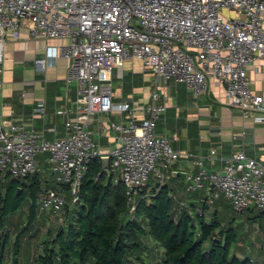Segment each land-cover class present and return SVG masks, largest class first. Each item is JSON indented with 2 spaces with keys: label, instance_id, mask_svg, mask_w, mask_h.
I'll return each mask as SVG.
<instances>
[{
  "label": "built area",
  "instance_id": "built-area-1",
  "mask_svg": "<svg viewBox=\"0 0 264 264\" xmlns=\"http://www.w3.org/2000/svg\"><path fill=\"white\" fill-rule=\"evenodd\" d=\"M233 9L241 17L225 13ZM263 12L264 0H0V84L8 33L17 37L26 22L31 36L60 40L47 45L35 66L45 71L60 58L67 59L66 80L77 85L73 116H66L63 137L50 140L22 121L8 120L0 131V184L38 172V154L47 152L52 177L66 191L43 189L38 206L59 217L67 204L80 201L79 187L89 163L108 155L110 169L118 171L125 184L128 215L133 218L148 180H154L158 191L166 171L181 155L167 135L156 131L166 109L158 101L156 82L173 78L198 96L215 79L231 108L244 116L262 109L264 98L251 90L247 66L264 58ZM127 59L140 60L156 81L141 120L133 104L112 99L109 72ZM35 110L45 111L44 98ZM110 112L129 117H104ZM93 116L111 132L113 144L107 152L90 126ZM197 163L198 172L187 174V189L196 190L209 181L206 206L223 194L235 213L250 206L264 211L263 162L240 149L224 158V174ZM198 212L206 215L204 208Z\"/></svg>",
  "mask_w": 264,
  "mask_h": 264
},
{
  "label": "crops",
  "instance_id": "crops-1",
  "mask_svg": "<svg viewBox=\"0 0 264 264\" xmlns=\"http://www.w3.org/2000/svg\"><path fill=\"white\" fill-rule=\"evenodd\" d=\"M230 15L240 16V13L233 9ZM59 42L60 40L54 38L31 36L26 22L21 25L17 37L8 33L0 84V131L7 128L8 120H13L22 121L27 127L43 132L50 140L65 135V119L67 114L73 116L74 102L77 98L76 82L66 80L69 61L60 58L57 64L45 71L38 69L34 63L36 57L47 53L48 44ZM146 72L153 74L150 68L144 67L137 59H127L109 72L113 101H127L133 104L137 108L138 120L145 115V107L150 104V94L156 82L154 80L150 90L140 93L138 89L143 85L142 76ZM247 74L251 90L264 98V58H257L248 64ZM156 89L159 92L158 101L166 105V109L156 122V131L167 135L171 146L181 152L180 157L166 171L165 180L173 200L175 215L183 210L194 213L203 208L210 182L203 181V185L196 190L187 189V174L198 172L197 161H201L208 171L222 172L224 158L236 150L244 149L248 156L264 163V119H257V115L264 116V107L249 116H244L240 110L231 108L226 103L222 86L215 79H210L208 91L198 96H195L184 82H178L173 78L157 81ZM40 98L45 99L43 113L35 110ZM104 117L120 120L127 119L129 115L125 112L124 114L110 112L104 114ZM90 126L95 132L94 136L98 139L101 150L109 151L113 144L110 130L98 122L97 116L90 119ZM242 130L246 131L244 135L241 134ZM212 149L216 150L214 154L211 153ZM47 157V152L38 154L40 164L38 175L42 181V190L54 188L48 185L52 181L57 185L54 189L66 191L64 186L54 181ZM113 171L115 174L119 173ZM154 183L153 179L148 180L147 190H151ZM252 208L250 206L248 209L252 212ZM254 208L257 209V213L248 216L249 218L256 216L259 224L256 230L245 228L246 235L242 239L240 236L236 242L241 246L236 245L235 248L240 256L248 255L252 258L261 256L264 250V212L255 206ZM204 210L206 215L216 213L223 223L233 226L234 218L239 216L223 194ZM38 212L39 207L37 214ZM255 238L260 242L256 249L253 243Z\"/></svg>",
  "mask_w": 264,
  "mask_h": 264
},
{
  "label": "trees",
  "instance_id": "trees-1",
  "mask_svg": "<svg viewBox=\"0 0 264 264\" xmlns=\"http://www.w3.org/2000/svg\"><path fill=\"white\" fill-rule=\"evenodd\" d=\"M41 191L38 172L9 179L5 193L0 194V229L6 215L24 204L26 198L30 204L27 229L37 216ZM79 192L80 201L65 206L69 209L66 222L48 231L38 247L35 264H255L252 257L237 254L234 244L239 236L235 226L223 223L216 213L183 210L175 215L166 184L158 191L155 184L151 190L143 188L131 218L125 184L110 167H103L100 158H95L84 172ZM24 230L13 243L14 263ZM145 240H150L153 247ZM7 242V235L2 236L0 264H5ZM261 260L264 263V255Z\"/></svg>",
  "mask_w": 264,
  "mask_h": 264
},
{
  "label": "rangeland",
  "instance_id": "rangeland-1",
  "mask_svg": "<svg viewBox=\"0 0 264 264\" xmlns=\"http://www.w3.org/2000/svg\"><path fill=\"white\" fill-rule=\"evenodd\" d=\"M230 11H226V14H230ZM155 77L153 76L152 73H143L142 79H143V85L138 89L140 90V93H143L145 90H150L152 83L154 82ZM146 83V84H144ZM49 169V168H48ZM50 173V172H49ZM8 178L5 183L0 184V194L5 193L6 189V183L9 181ZM48 185L53 186L54 188H57V185L54 182H49ZM26 197L29 198V192L26 189L25 190ZM26 198V202L22 204L18 209H16L13 212H9L6 217H5V223L2 229H0V239L2 236L7 235V244L5 248V264H35V258L37 256V250L38 247H41L42 241L45 240L48 237V231H53V228H56L66 222L67 219V213H68V208L66 209L65 207L63 208L61 215H58L57 217L56 214L51 213V211L48 208H39V212L35 218L34 221H32L27 229V212L29 210V199ZM69 198V194H68ZM69 206V205H68ZM39 207V206H38ZM252 212L250 209H246L244 212L239 213L234 218L235 220V230L238 233V236L244 237L246 235V230L245 228H248L253 230L255 229L259 221L255 217L249 218L250 216L248 215H253L257 213V209L252 206ZM230 213V212H228ZM25 229L21 234H20V240H21V248L19 255L17 257L16 263H14V257H13V243L19 234L20 231ZM243 230V231H242ZM256 230V229H255ZM241 233V234H240ZM149 245H152V242L150 240H145ZM241 241H239V244ZM253 243L256 246L260 244V242H257L256 238L253 239ZM238 245L237 243L234 244V248H237ZM153 247V245H152ZM264 247V246H263ZM158 250V249H157ZM239 250V249H238ZM156 252V251H155ZM240 253H242L241 250H239ZM160 252L159 250L157 251V258H159L161 255H159ZM264 255V250L262 251L261 256H255L256 258H253V261L255 264H264L261 260L262 256ZM257 260V261H256Z\"/></svg>",
  "mask_w": 264,
  "mask_h": 264
},
{
  "label": "water",
  "instance_id": "water-1",
  "mask_svg": "<svg viewBox=\"0 0 264 264\" xmlns=\"http://www.w3.org/2000/svg\"><path fill=\"white\" fill-rule=\"evenodd\" d=\"M101 160H102L103 167L108 168L109 167V161H110L109 160V156L108 155H104V156L101 157ZM221 173L224 174V171H222Z\"/></svg>",
  "mask_w": 264,
  "mask_h": 264
}]
</instances>
